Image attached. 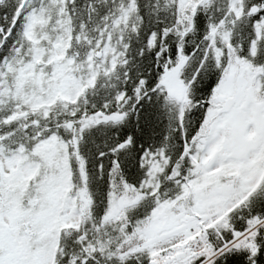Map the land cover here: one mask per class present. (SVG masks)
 I'll return each instance as SVG.
<instances>
[{
    "label": "snow or ice",
    "instance_id": "6c2138e0",
    "mask_svg": "<svg viewBox=\"0 0 264 264\" xmlns=\"http://www.w3.org/2000/svg\"><path fill=\"white\" fill-rule=\"evenodd\" d=\"M0 264H264V0H0Z\"/></svg>",
    "mask_w": 264,
    "mask_h": 264
}]
</instances>
